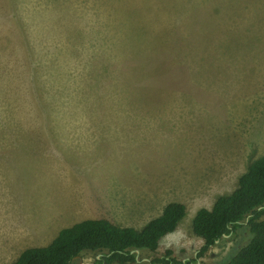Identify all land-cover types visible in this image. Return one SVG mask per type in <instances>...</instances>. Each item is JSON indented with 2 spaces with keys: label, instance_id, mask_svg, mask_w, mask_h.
<instances>
[{
  "label": "rangeland",
  "instance_id": "374dc122",
  "mask_svg": "<svg viewBox=\"0 0 264 264\" xmlns=\"http://www.w3.org/2000/svg\"><path fill=\"white\" fill-rule=\"evenodd\" d=\"M263 154L264 0H0V264L85 219L139 229L170 202L184 219L136 254L185 263L196 211Z\"/></svg>",
  "mask_w": 264,
  "mask_h": 264
},
{
  "label": "trees",
  "instance_id": "16d2710c",
  "mask_svg": "<svg viewBox=\"0 0 264 264\" xmlns=\"http://www.w3.org/2000/svg\"><path fill=\"white\" fill-rule=\"evenodd\" d=\"M186 214L184 204L170 202L139 229L105 219H85L59 230L48 245L24 249L7 264H74L83 254L94 256V264H128L135 262L134 250L154 253ZM191 229L203 244L190 260L177 262L167 251L150 262L134 264H198V259L225 238L235 242L227 254L218 261L199 264H264V154L249 164L233 191L218 195L209 209L196 211Z\"/></svg>",
  "mask_w": 264,
  "mask_h": 264
},
{
  "label": "flooded vegetation",
  "instance_id": "af4514ba",
  "mask_svg": "<svg viewBox=\"0 0 264 264\" xmlns=\"http://www.w3.org/2000/svg\"><path fill=\"white\" fill-rule=\"evenodd\" d=\"M137 251V250H134V252ZM138 254H136L135 256V262L136 263H139L140 261L138 260V257H137ZM141 261H144L143 259H141ZM135 262H129L128 264H134Z\"/></svg>",
  "mask_w": 264,
  "mask_h": 264
},
{
  "label": "water",
  "instance_id": "95a60500",
  "mask_svg": "<svg viewBox=\"0 0 264 264\" xmlns=\"http://www.w3.org/2000/svg\"><path fill=\"white\" fill-rule=\"evenodd\" d=\"M217 242V241H216ZM136 253H138V251H136Z\"/></svg>",
  "mask_w": 264,
  "mask_h": 264
}]
</instances>
